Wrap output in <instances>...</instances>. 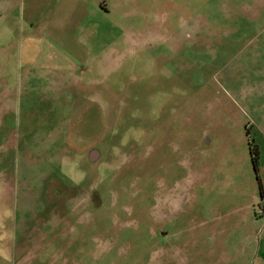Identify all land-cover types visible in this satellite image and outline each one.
I'll return each mask as SVG.
<instances>
[{"label":"rangeland","instance_id":"rangeland-1","mask_svg":"<svg viewBox=\"0 0 264 264\" xmlns=\"http://www.w3.org/2000/svg\"><path fill=\"white\" fill-rule=\"evenodd\" d=\"M6 1L0 264L263 263L264 4Z\"/></svg>","mask_w":264,"mask_h":264},{"label":"trees","instance_id":"trees-1","mask_svg":"<svg viewBox=\"0 0 264 264\" xmlns=\"http://www.w3.org/2000/svg\"><path fill=\"white\" fill-rule=\"evenodd\" d=\"M248 134V133H246ZM248 151L252 164V169L255 177V181L257 183L258 191H259V201L264 199V192L262 190L261 180L259 178V157L260 152L256 144L253 143V140L248 141Z\"/></svg>","mask_w":264,"mask_h":264},{"label":"crops","instance_id":"crops-1","mask_svg":"<svg viewBox=\"0 0 264 264\" xmlns=\"http://www.w3.org/2000/svg\"><path fill=\"white\" fill-rule=\"evenodd\" d=\"M258 1L259 0H254V6L255 7H261V5L262 4H264V1H262L261 3H260V5H259V3H258ZM5 3V2H4ZM17 4V0H8V1H6V3H5V6L7 7V8H11V7H13V6H15ZM262 8V7H261ZM262 184V183H261ZM262 190H263V192H264V189H263V185H262ZM258 196H259V191H258ZM254 211V210H253ZM254 215H255V212H254ZM244 218L246 217L245 215L243 216ZM258 217H264V214L263 215H258ZM263 263H260V264H264V260L262 261Z\"/></svg>","mask_w":264,"mask_h":264},{"label":"built area","instance_id":"built-area-1","mask_svg":"<svg viewBox=\"0 0 264 264\" xmlns=\"http://www.w3.org/2000/svg\"><path fill=\"white\" fill-rule=\"evenodd\" d=\"M254 212L258 215L264 214V199L257 203L256 207H254Z\"/></svg>","mask_w":264,"mask_h":264}]
</instances>
